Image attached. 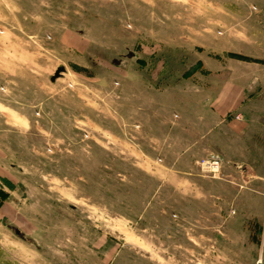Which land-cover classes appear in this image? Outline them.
I'll list each match as a JSON object with an SVG mask.
<instances>
[{"label":"rangeland","instance_id":"obj_1","mask_svg":"<svg viewBox=\"0 0 264 264\" xmlns=\"http://www.w3.org/2000/svg\"><path fill=\"white\" fill-rule=\"evenodd\" d=\"M0 264H264V0H0Z\"/></svg>","mask_w":264,"mask_h":264},{"label":"built area","instance_id":"obj_2","mask_svg":"<svg viewBox=\"0 0 264 264\" xmlns=\"http://www.w3.org/2000/svg\"><path fill=\"white\" fill-rule=\"evenodd\" d=\"M203 166L207 168V170L217 176L220 173L221 162L218 156H213L209 159L204 160Z\"/></svg>","mask_w":264,"mask_h":264},{"label":"crops","instance_id":"obj_3","mask_svg":"<svg viewBox=\"0 0 264 264\" xmlns=\"http://www.w3.org/2000/svg\"><path fill=\"white\" fill-rule=\"evenodd\" d=\"M223 118L225 117V116H222ZM222 117H220V119H222ZM219 120V119H218ZM211 128H213V126H214V124H213V118H212V121H211ZM207 136H208V134H207Z\"/></svg>","mask_w":264,"mask_h":264},{"label":"water","instance_id":"obj_4","mask_svg":"<svg viewBox=\"0 0 264 264\" xmlns=\"http://www.w3.org/2000/svg\"><path fill=\"white\" fill-rule=\"evenodd\" d=\"M59 74H56L53 78L52 81H55V79L58 77Z\"/></svg>","mask_w":264,"mask_h":264}]
</instances>
